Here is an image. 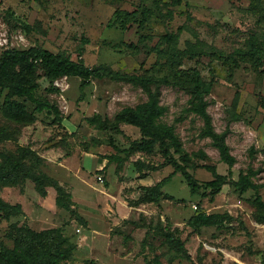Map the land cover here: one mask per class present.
I'll return each instance as SVG.
<instances>
[{
    "label": "rangeland",
    "instance_id": "1",
    "mask_svg": "<svg viewBox=\"0 0 264 264\" xmlns=\"http://www.w3.org/2000/svg\"><path fill=\"white\" fill-rule=\"evenodd\" d=\"M256 5L258 13L251 0H0V53L37 46L88 68L153 80L147 87L93 80L81 91L80 79L49 83L39 70L36 98L59 114L35 113L27 125L2 118L6 92L0 95V130L20 132L5 140L0 132V153L27 173L0 186V200L21 209L0 213V246L13 249L16 227L54 229L74 248L66 264H264V74L237 60L249 43L264 52V0ZM117 12L128 15L117 19ZM166 34L175 45L160 41ZM232 57L236 65L224 63ZM194 73L209 85L205 111L235 159L231 167L205 134ZM151 97L162 110L156 126L173 138L144 151L148 137L121 117ZM27 149L36 157L23 159ZM84 153L105 158V168L83 165ZM217 177L223 184L215 194L205 184ZM199 215L217 224L193 228Z\"/></svg>",
    "mask_w": 264,
    "mask_h": 264
},
{
    "label": "trees",
    "instance_id": "2",
    "mask_svg": "<svg viewBox=\"0 0 264 264\" xmlns=\"http://www.w3.org/2000/svg\"><path fill=\"white\" fill-rule=\"evenodd\" d=\"M177 4L180 0H175ZM259 0H251L253 8L258 13L259 7L256 5ZM253 10V9H252ZM150 11L142 12L143 19L140 22V28L144 22L149 19ZM122 15L127 13L117 12L116 17L120 19ZM142 36L139 42L144 41ZM164 44H176L174 35L166 34L160 38ZM137 52V47L130 46ZM248 49L244 52L238 51V61L250 64L255 70L262 68L264 74V52L258 49L254 44L249 43ZM152 50V49H151ZM157 56L171 59L173 58L165 51H159L156 48L152 50ZM237 57V56H236ZM228 58L224 60L225 64L230 66L231 63L237 64V61ZM42 71L43 76L49 83L61 77H76L80 79V90L83 91L93 80L122 81L131 84H140L147 87L153 81L151 78L141 77L136 75H119L112 74L101 68H88L80 61H73L69 56L59 53H52L49 50L41 47H31L26 50H5L0 53V95L5 93L1 105V116L3 119L12 124H20L28 120L23 125L30 124L35 121V113H46L47 115L58 117V109L56 106L48 103L47 100H38L36 93L39 90L38 79L40 75L38 71ZM190 83L195 91L196 99L199 103L198 112L203 118L205 124V134L210 137L216 146L220 159L231 167L235 163V159L231 156L228 146L225 144L224 137L213 133L210 118L205 111L203 97L209 91V85L201 81L199 75L194 73L190 77ZM156 97H151L150 102L136 111L126 109L121 117V120L131 126L139 129L144 137H148L141 148L148 151L154 148L159 143L161 147L165 146V138L172 139V134L169 129L157 127L156 119L161 115L162 110L158 107ZM28 104L33 105L32 114L28 115ZM0 132L4 135V140L9 139L11 135L19 134L17 126L3 127ZM163 157L178 168L176 163L169 157L166 149L162 151ZM35 158V154L30 150H23V159ZM27 173L24 172V166L19 160H16L6 154L0 153V186L1 185H17L20 183ZM187 185L191 191L197 192L198 185L187 172H182ZM33 176H30V178ZM223 184V179L217 177L205 184L207 189L218 193L219 188ZM0 213L6 217L18 215L21 213L19 206H11L0 200ZM214 216L199 215L190 220V225L193 228L215 226L217 222ZM13 249H8L5 246H0V264H66L74 248L69 245L61 234L54 229L34 232L29 228H13Z\"/></svg>",
    "mask_w": 264,
    "mask_h": 264
},
{
    "label": "crops",
    "instance_id": "3",
    "mask_svg": "<svg viewBox=\"0 0 264 264\" xmlns=\"http://www.w3.org/2000/svg\"><path fill=\"white\" fill-rule=\"evenodd\" d=\"M106 159L96 156L92 153H84L81 157V163L93 168L94 171H101L106 166Z\"/></svg>",
    "mask_w": 264,
    "mask_h": 264
},
{
    "label": "built area",
    "instance_id": "4",
    "mask_svg": "<svg viewBox=\"0 0 264 264\" xmlns=\"http://www.w3.org/2000/svg\"><path fill=\"white\" fill-rule=\"evenodd\" d=\"M98 179H99V180H101V178H100V177H98Z\"/></svg>",
    "mask_w": 264,
    "mask_h": 264
}]
</instances>
